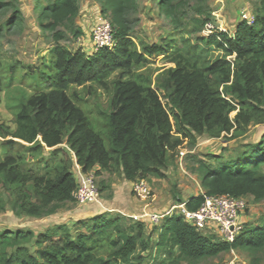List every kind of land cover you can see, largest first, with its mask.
<instances>
[{
	"label": "trees",
	"instance_id": "1",
	"mask_svg": "<svg viewBox=\"0 0 264 264\" xmlns=\"http://www.w3.org/2000/svg\"><path fill=\"white\" fill-rule=\"evenodd\" d=\"M98 1L102 12L112 15L113 50L72 52L59 45L65 38L60 28L81 33L76 27L80 0H49L38 3L41 27L55 34L48 62L40 68L17 62L0 70V106L20 72H25L21 82L36 77L35 93L20 102L14 128L0 125V191L7 197V202L0 199V210L9 205L16 216L40 220L75 201L76 164L97 176L123 173L133 183L164 179L186 140L239 137L251 125L264 126V0L255 4V20L241 22L233 33L205 37L197 32L158 44H137L133 38L138 0ZM176 1L161 0V8L181 33ZM212 51L225 56L214 58ZM159 57L173 67L154 87L141 71ZM87 84L112 90L104 133L71 95ZM244 149L228 162L220 156H210L216 164L200 162L207 195L264 201V135ZM204 201L197 195L185 207L197 212ZM32 240L33 248L27 245ZM232 251L246 252L259 264L264 218L245 226L233 242L205 236L177 213L151 232L145 221L107 213L39 233L0 232V264H144L147 252L156 264H198Z\"/></svg>",
	"mask_w": 264,
	"mask_h": 264
},
{
	"label": "rangeland",
	"instance_id": "2",
	"mask_svg": "<svg viewBox=\"0 0 264 264\" xmlns=\"http://www.w3.org/2000/svg\"><path fill=\"white\" fill-rule=\"evenodd\" d=\"M39 2L47 5L49 0H0V70L2 72L17 62L36 66L37 68H40L43 62H48L50 51L56 46L55 34L45 31L41 27ZM256 3L257 0H178L175 4H179V17L183 30L179 33L163 12L161 0H138L132 35L137 44L140 42L158 44L163 38H174V36H176L175 38H189L197 32L198 35L207 37L210 33H204V25H201V22L207 19H210V23L214 27L212 30L214 34L219 31L233 33L241 22H253L255 20ZM111 18V13L104 14L102 12L98 0H80V14L76 21V27L81 33L77 36L68 28H60L65 34V38L59 42V45L72 52L81 49L91 53L95 50L93 43L94 31L103 21L111 20ZM211 56L219 58L225 56V53L212 51ZM234 58L235 56H231L228 60L233 61ZM171 67L173 65L169 64L166 59L159 57L154 59V63L141 72L150 76L153 86L157 87L165 79L167 70ZM20 74L25 76V72H20ZM21 76L6 89L0 106V125L5 128H14L15 115L20 102L35 93L33 81L35 82L36 77L33 78L34 80L30 78L21 82ZM71 95L75 102L88 114L97 131L104 133L107 115L110 112L112 90L103 91L93 84H87L82 87H75L71 91ZM236 115L237 112L233 113L232 118L234 119ZM263 135V125H251L246 133L239 137L223 135L220 139H213L208 135H203L193 141L186 140L173 154L166 171V178L152 177L146 181L150 188L151 197L146 200L140 198V200L145 205L146 213L143 218L148 219V230L151 232L153 229H159L166 221L163 218L159 223H154L150 215L165 216L166 214L163 215L160 211L167 207L171 215L182 214L181 209H178L179 206L185 204V201L190 200L192 197L206 193L199 172L200 162L216 164V161L212 160L210 156H220L225 162L231 161L245 150L244 147L247 144L260 140ZM2 141L3 139L0 137V150ZM107 144L109 147L108 141ZM21 151L24 150L21 149ZM101 176H103L102 173L96 175L101 194L100 201L103 193L100 183ZM110 194L111 192H106V196ZM1 198L7 202L3 190L0 191ZM245 200L247 209L239 218L242 227L255 225L264 218V201L257 202L253 197H247ZM90 205L80 206L75 201L69 202L61 205L54 215H47L40 220L16 216L10 206L6 205L4 210H0V232L5 230L14 232L32 230L36 233L49 224L53 225L56 220H63L68 212L74 209L82 210V208ZM173 205L177 206L175 210H173ZM150 210L153 212L151 213ZM107 214L118 215V213ZM95 216L98 215L94 213ZM68 221L64 219V222ZM70 224L72 227L75 222ZM201 232L205 236L222 240L221 232L216 226H207ZM158 234L156 232L153 235L154 240L157 239ZM27 245L33 248V240ZM148 254L149 252L144 254L146 256L144 264L158 263L154 255L148 256ZM180 264L190 263L182 262ZM198 264L257 263L252 260L250 254L235 251ZM259 264H264V252L260 255Z\"/></svg>",
	"mask_w": 264,
	"mask_h": 264
},
{
	"label": "built area",
	"instance_id": "3",
	"mask_svg": "<svg viewBox=\"0 0 264 264\" xmlns=\"http://www.w3.org/2000/svg\"><path fill=\"white\" fill-rule=\"evenodd\" d=\"M214 27L209 22L204 28V33H210L209 36L215 35L212 30ZM221 32V31H220ZM217 34V33H216ZM93 43L95 51L101 49L113 50L116 45L115 29L111 20L103 21L94 31ZM74 175L78 186L73 196L75 202L80 206L90 205L100 202V189L97 183V177L94 172H84L76 164ZM134 193L141 199H150L151 192L145 180L134 183ZM204 196V203L197 212H190L185 205L180 206L182 214L193 224L203 228L213 225L216 226L222 235V240L233 242L236 236L244 227L239 222L240 215L247 209V202L244 198H233L229 196ZM154 223H159L165 216L158 214L150 215ZM235 252V251H232Z\"/></svg>",
	"mask_w": 264,
	"mask_h": 264
},
{
	"label": "crops",
	"instance_id": "4",
	"mask_svg": "<svg viewBox=\"0 0 264 264\" xmlns=\"http://www.w3.org/2000/svg\"><path fill=\"white\" fill-rule=\"evenodd\" d=\"M102 174L103 176L100 177L102 179L100 183L102 185L103 193L99 204H92L88 207L82 208V210L74 209L65 214L63 220H56L53 225L49 224L44 229H41L36 233L46 231L47 229L53 228L58 224L65 223L70 226V223H74L82 218L92 216L94 217V213H96V215L105 213H118L131 219H141L142 221L146 222L147 226L148 219L143 218L146 213L145 205L142 200H140V198L135 195L134 183L126 180L123 173L110 174L103 172ZM106 192H111V194L106 196ZM187 202L188 200L185 201V204L183 205H186ZM176 207L177 206L173 205V210H175ZM178 209H181V207L179 206ZM150 211L151 213L153 212L152 210ZM169 212L170 210L168 207L160 211V213H162L163 215L166 214L164 217L165 219L171 216V213ZM64 219H67V221H69L64 222Z\"/></svg>",
	"mask_w": 264,
	"mask_h": 264
}]
</instances>
